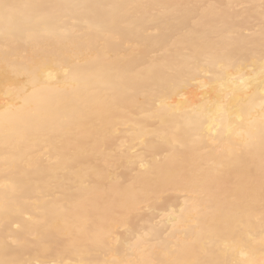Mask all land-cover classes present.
<instances>
[{
  "label": "bare ground",
  "instance_id": "1",
  "mask_svg": "<svg viewBox=\"0 0 264 264\" xmlns=\"http://www.w3.org/2000/svg\"><path fill=\"white\" fill-rule=\"evenodd\" d=\"M2 4L0 261L260 264L261 0Z\"/></svg>",
  "mask_w": 264,
  "mask_h": 264
},
{
  "label": "snow or ice",
  "instance_id": "2",
  "mask_svg": "<svg viewBox=\"0 0 264 264\" xmlns=\"http://www.w3.org/2000/svg\"><path fill=\"white\" fill-rule=\"evenodd\" d=\"M0 7H2L5 10L6 13V19H7V13L14 7L12 5H8V4H2L0 5ZM70 7H75V6H70ZM261 7L262 9H264V0H261ZM223 67V66H221ZM241 83H243V81H241ZM43 85L41 84V82L36 81L33 83V92H35L39 87H42ZM227 91V90H226ZM200 107H202V104L200 105ZM216 112L217 115H221L224 112V101L220 100L217 105H216ZM262 137H264V130H262ZM189 195H194V193H185L186 196V203H187V197ZM261 197L262 199H264V189H262L261 191ZM0 264H5V262L0 261ZM210 264H229L228 261L226 260H222V261H212L210 262ZM260 264H264V257H262V259L260 260Z\"/></svg>",
  "mask_w": 264,
  "mask_h": 264
}]
</instances>
